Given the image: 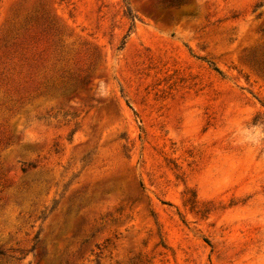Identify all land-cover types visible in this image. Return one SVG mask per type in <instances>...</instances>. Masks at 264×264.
I'll list each match as a JSON object with an SVG mask.
<instances>
[{
	"label": "rangeland",
	"instance_id": "obj_1",
	"mask_svg": "<svg viewBox=\"0 0 264 264\" xmlns=\"http://www.w3.org/2000/svg\"><path fill=\"white\" fill-rule=\"evenodd\" d=\"M0 264H264V0H0Z\"/></svg>",
	"mask_w": 264,
	"mask_h": 264
}]
</instances>
